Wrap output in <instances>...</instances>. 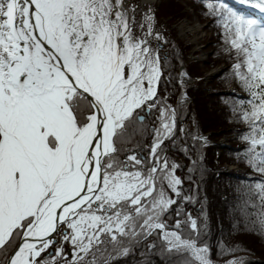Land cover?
<instances>
[{
  "label": "snow or ice",
  "instance_id": "obj_1",
  "mask_svg": "<svg viewBox=\"0 0 264 264\" xmlns=\"http://www.w3.org/2000/svg\"><path fill=\"white\" fill-rule=\"evenodd\" d=\"M241 3L264 14V0ZM138 15L133 0H0V264H113L154 234L162 253L213 264L197 219L187 235L163 220L181 197L178 166L161 154L182 108L159 96L168 41L155 11ZM206 15L251 97L233 111L249 128L243 159L264 176V18L222 0ZM146 135L150 161L133 147ZM247 194L234 227L264 235V180ZM220 248L234 257L225 264H244L240 248Z\"/></svg>",
  "mask_w": 264,
  "mask_h": 264
},
{
  "label": "trees",
  "instance_id": "obj_2",
  "mask_svg": "<svg viewBox=\"0 0 264 264\" xmlns=\"http://www.w3.org/2000/svg\"><path fill=\"white\" fill-rule=\"evenodd\" d=\"M138 1L133 0L134 3ZM189 1L200 20L207 22L208 30L212 35L210 40V46L213 48L212 58L205 63V66L214 68L224 64V68L218 75L210 78L211 82H204L205 86H203L204 69L200 74L196 73L199 67L198 64L188 60L190 51L188 45L179 40L173 25L162 21V17L168 20L171 16L173 24L176 14L180 11L179 7L171 0H167L164 11L154 7L158 21L157 31L161 32L168 41V43L160 41L162 45L160 54L166 62L162 65L163 76L159 86V96L165 99L170 107L182 108L175 142L165 141L162 145L164 152L161 154V158L166 156L170 164L174 162L178 166L176 175L183 180L181 197L163 220L171 230L175 227L176 220L180 219L184 234L187 235L191 229L183 222L188 214L197 219L203 233L202 239L210 248L213 264H225L226 261L234 258L232 255H220L221 244L240 248L241 251L235 252V257L264 260V235L258 234L252 228L234 227L237 220L242 218L241 208L247 199V188L250 185L254 187L255 182L264 180V176L253 171L243 159L246 148L243 137L248 134L249 128L246 122L238 118L239 114L233 111L242 104L247 107V101L251 97L239 79L233 76L236 57L228 50L229 45L225 43L224 29L220 21L206 15L207 0ZM169 2L171 5H168ZM222 2L238 10V2L235 0H222ZM184 75L197 79L196 83L185 85ZM231 85H234L242 96L213 94L224 91ZM186 97L191 100L183 104L182 99ZM155 120L156 115L147 118L149 130ZM179 129L187 130L190 135H185V132ZM218 129L221 130L217 131ZM213 132L219 137L224 134L235 135L234 138H230L231 145L228 149L219 144L208 148L199 140L193 139L194 135L210 133L211 140H215ZM151 142L152 137L146 135L141 141L142 147L133 145L137 154L146 157L149 161L151 157L148 156V145ZM225 163L237 165L238 171L236 173L223 171L222 165ZM169 194L173 199H177L174 193ZM184 197L192 199L188 200ZM177 209L182 215L177 216ZM153 243L157 245L156 248L151 247ZM161 243L160 237L154 234L146 241L142 240L133 245L138 248L131 247L132 250L128 255L112 258L113 264H184L182 256L162 253Z\"/></svg>",
  "mask_w": 264,
  "mask_h": 264
},
{
  "label": "rangeland",
  "instance_id": "obj_3",
  "mask_svg": "<svg viewBox=\"0 0 264 264\" xmlns=\"http://www.w3.org/2000/svg\"><path fill=\"white\" fill-rule=\"evenodd\" d=\"M143 0H139L137 3L141 5V15L144 10L147 9V7H152L153 9L160 8L163 11L166 9V2L167 0H154L151 3L148 4H143ZM175 5H177L180 9L179 13L176 14L177 17H175V22L172 24V19L170 17L168 20L164 19L162 17V21L165 23H168L169 25H173V28L176 31V35L179 38L181 42L186 41L188 44L191 46V51L195 54L194 56L188 57V60H197L198 61V67L197 72L200 74V71L204 69V75L206 77V80L203 81L202 85L205 86L204 82H211L212 79L211 77H208V74L215 70V68H207L205 66V63H207L208 56L211 55L212 53V48L210 47V38H212V35L210 31L208 30V26L206 22H203L200 20L199 16L195 12L194 7L192 6L191 2L189 0H171ZM134 3V2H133ZM168 5H171L169 2ZM141 15L137 16V20L139 21L141 18ZM172 27V26H171ZM137 34H139L140 30L139 28L136 29ZM206 67V68H205ZM200 78H198L199 80ZM162 83V80H161ZM196 83L194 80H189L184 82L185 85H191ZM204 93H206L203 90ZM215 94V93H213ZM216 95V94H215ZM240 96L242 94L240 93ZM201 97V95H200ZM199 97V98H200ZM187 102L183 104H187L191 98L186 97ZM221 129H218L217 131H220ZM206 137V143H202V145L207 146L208 148L213 147L212 142L214 144H221L222 147L225 149H228L229 146L231 145L230 138H233L232 136L229 135H221V137L218 136V134H215L214 132L212 134L215 135L216 139L210 138V134L202 133ZM219 137V138H218ZM209 143L211 145H209ZM209 145V146H208ZM220 151V150H219ZM221 152V151H220ZM143 157V156H141ZM224 166H228L227 171H235L237 166H230V164H223ZM238 168V167H237ZM172 196V195H171ZM173 198V196H172ZM70 247V245H69ZM133 248H138V246H132ZM131 249V250H132ZM115 258V257H113ZM252 262H263V260H251ZM254 264H259V263H254ZM262 264V263H260Z\"/></svg>",
  "mask_w": 264,
  "mask_h": 264
},
{
  "label": "bare ground",
  "instance_id": "obj_4",
  "mask_svg": "<svg viewBox=\"0 0 264 264\" xmlns=\"http://www.w3.org/2000/svg\"><path fill=\"white\" fill-rule=\"evenodd\" d=\"M153 1H154V0H143L142 3H143V4H148V3H151V2H153ZM211 58H212L211 55H209L207 61H210ZM214 68H215V70L211 71V72L208 74V77H211V78H212V77L218 75V74L221 72V70L224 68V64H219L218 66H216V67H214ZM230 90H231L230 88H227L226 90L223 91V93H224V94H230V93H229Z\"/></svg>",
  "mask_w": 264,
  "mask_h": 264
},
{
  "label": "water",
  "instance_id": "obj_5",
  "mask_svg": "<svg viewBox=\"0 0 264 264\" xmlns=\"http://www.w3.org/2000/svg\"><path fill=\"white\" fill-rule=\"evenodd\" d=\"M252 259H248V260H246L245 262H244V264H254V263H262V264H264V261L263 262H252L251 261Z\"/></svg>",
  "mask_w": 264,
  "mask_h": 264
}]
</instances>
